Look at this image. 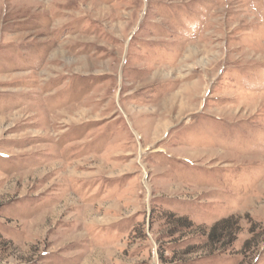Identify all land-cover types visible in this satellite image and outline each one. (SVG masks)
Here are the masks:
<instances>
[{"label": "rangeland", "instance_id": "1", "mask_svg": "<svg viewBox=\"0 0 264 264\" xmlns=\"http://www.w3.org/2000/svg\"><path fill=\"white\" fill-rule=\"evenodd\" d=\"M0 264H264V0H0Z\"/></svg>", "mask_w": 264, "mask_h": 264}, {"label": "trees", "instance_id": "2", "mask_svg": "<svg viewBox=\"0 0 264 264\" xmlns=\"http://www.w3.org/2000/svg\"><path fill=\"white\" fill-rule=\"evenodd\" d=\"M223 232H225L226 233V231L224 230ZM216 244V243H215Z\"/></svg>", "mask_w": 264, "mask_h": 264}]
</instances>
